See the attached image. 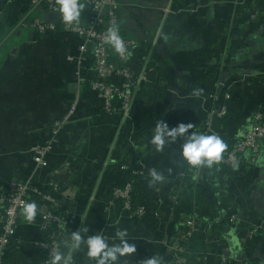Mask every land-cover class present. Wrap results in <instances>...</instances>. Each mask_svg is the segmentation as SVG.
Returning a JSON list of instances; mask_svg holds the SVG:
<instances>
[{
	"label": "crops",
	"instance_id": "crops-1",
	"mask_svg": "<svg viewBox=\"0 0 264 264\" xmlns=\"http://www.w3.org/2000/svg\"><path fill=\"white\" fill-rule=\"evenodd\" d=\"M119 1L122 36L149 51L153 68L127 118L103 114L88 86L94 63L91 54L82 57L80 36L59 28L40 33L30 15L56 25L59 17L44 8L34 13L30 0H0V183L33 178L42 190L59 185L61 209L87 229L82 236L100 233L112 245L127 232L136 252L120 264L152 257L161 264H264V141L257 162L244 155L237 168L189 166L181 157L187 134L160 150L151 143L158 121L169 130L191 124L190 133L218 135L225 152L243 139L264 111V0ZM82 4L78 21L87 23ZM76 99L48 166L36 171L31 147L49 137ZM223 106L225 120L208 132L207 112ZM131 174L147 210L135 220L110 198ZM186 219L199 231L181 244ZM46 239L37 224L21 223L5 264H46L36 246ZM73 259L95 264L85 244Z\"/></svg>",
	"mask_w": 264,
	"mask_h": 264
},
{
	"label": "built area",
	"instance_id": "built-area-1",
	"mask_svg": "<svg viewBox=\"0 0 264 264\" xmlns=\"http://www.w3.org/2000/svg\"><path fill=\"white\" fill-rule=\"evenodd\" d=\"M30 1L33 9L44 6L48 11L59 17L58 25L43 23L38 18L33 19L30 24L40 33L54 31L59 28L63 32L74 33L81 37L82 45L79 51L82 57L85 54H91L94 63L95 78L89 82L88 86L91 91L96 93L106 114H119L122 118L129 117L135 94L141 84L147 80L148 74L153 68L149 66L150 57L148 55L142 57L143 66L137 74L126 66L132 51L138 47V43L133 39L124 38L121 34L119 14L122 5L120 1L78 0V2L86 5L90 18L87 23L77 21L72 24L63 21L59 13L57 0ZM113 28L118 29L124 47L123 53L118 52L117 63L113 60L111 52L113 46L107 42L108 32ZM261 78L264 79V72ZM229 98L230 95L226 94L225 99L229 100ZM77 104L78 99L71 106L68 115L51 127L50 135L46 140L31 147L30 153L36 165V171L45 169L48 166V158L53 153L62 131L76 113ZM226 115V106L219 110L210 109L206 114L207 131H212L215 121L225 118ZM262 141H264V113L260 110L254 115L253 125L245 133L243 139L229 152L223 153L221 160L214 164L237 168L240 159L244 155L248 156L247 160L249 162L256 163L260 156ZM139 173V171L135 172L137 175ZM45 186L49 187L51 191L44 192L36 187L33 178L7 185L0 183V264H4L12 238L18 230L22 217H25V204L35 202L31 199L32 195H38L40 198L39 202H35L37 213L31 221L25 217V223L29 225L37 224L40 230L46 233V240L36 242V246L46 255V264H51V259L56 252L62 253L63 250H66L67 253L69 251L71 234L79 231L80 227H78L76 217L71 212L61 209L58 200L59 185L48 182ZM112 194V202L119 201L130 218L141 219L147 214L146 207L142 205L135 206L134 204L135 187L132 181L114 188ZM184 224L185 231L179 239L181 244L188 241L199 231V227L193 219H186ZM52 228H55L56 231L49 233ZM183 246L178 247V250L184 251L185 247ZM73 264H75L74 259Z\"/></svg>",
	"mask_w": 264,
	"mask_h": 264
},
{
	"label": "clouds",
	"instance_id": "clouds-1",
	"mask_svg": "<svg viewBox=\"0 0 264 264\" xmlns=\"http://www.w3.org/2000/svg\"><path fill=\"white\" fill-rule=\"evenodd\" d=\"M59 13L64 22L72 24L77 22L84 9V5L78 0H57ZM107 42L112 45L117 52L123 53V41L119 35L118 29L113 28L108 32ZM191 124H179L177 127L169 130L165 122L158 121L154 129L151 143L156 146L157 150L163 148L166 143L174 142L178 137L187 134V138L181 147L182 159L192 167L201 165L211 166L219 162L222 154L225 152L227 145L218 135H207L202 133L189 132ZM190 133V134H189ZM154 181H161L162 175L157 174L154 170L151 172ZM37 213L35 202L26 203L24 215L27 220L34 219ZM81 231L87 232V229H80L71 234V245L67 253L56 252L51 259V264H73L72 253L80 248L82 244L87 247V256L95 264H120L122 257L131 256L136 252V246L129 244L127 232L120 231L117 233L118 244L110 245L108 240L100 233L87 236L81 235ZM142 264H161L158 257L146 259Z\"/></svg>",
	"mask_w": 264,
	"mask_h": 264
},
{
	"label": "trees",
	"instance_id": "trees-1",
	"mask_svg": "<svg viewBox=\"0 0 264 264\" xmlns=\"http://www.w3.org/2000/svg\"><path fill=\"white\" fill-rule=\"evenodd\" d=\"M39 8H44V9H46L47 10V8L46 7H44V6H42V7H39ZM37 9V8H36ZM36 9H34V13H35V10ZM33 14V13H32ZM35 17L34 16H32V15H30V17L28 18V22H31L32 21V19H34ZM61 30V29H60ZM112 49H113V47L111 48V52H112ZM113 53V52H112ZM148 53H149V51L147 50V49H144V48H141V47H136L133 51H132V53H131V56H130V60L128 61V63L126 64V66L127 67H129L132 71H134L136 74L140 71V69L142 68V66H143V62H142V57H144V56H146V55H148ZM113 55V54H112ZM113 60L117 63V58H114V55H113ZM152 65V63L150 62L149 63V66H151ZM226 94H228V93H226ZM231 100V97L229 98V100H227V101H230ZM101 103V102H100ZM101 108H102V105H101ZM220 109V108H219ZM218 109V110H219ZM228 110V109H227ZM102 111H103V114H105L106 116H113V115H108V114H106V112L102 109ZM263 111V110H262ZM227 113H228V111H227ZM263 113H264V111H263ZM223 120H225V118H223V119H220V120H216L215 121V123L216 122H219V121H223ZM231 150V149H230ZM229 150V151H230ZM229 151H227V152H229ZM224 153H226V152H224ZM134 179V180H133ZM135 179H136V177L135 176H133L132 174L130 175V177H129V179L128 180H126L125 181V183L126 182H130V181H132L133 182V184H134V187H135V194H134V198H133V201H134V204H135V206H138V205H141V202H140V196H139V193H138V189H137V183H136V181H135ZM45 188H44V192H48V191H51V189L49 188V187H46V186H44ZM39 188V187H38ZM110 198L112 199L113 198V194H112V192H111V194H110ZM31 199L33 200V201H35V202H39V196L38 195H32L31 196ZM59 211V210H58ZM37 220H39V219H37ZM135 220V219H134ZM21 223H24L25 222V217H22V219H21V221H20ZM21 223H20V225H21ZM40 229V228H39ZM41 231V230H40ZM53 231H56V229L55 228H52V229H50V232L49 233H51V232H53ZM17 233V232H16ZM16 235V234H15ZM15 235H14V237H15ZM13 237V238H14ZM12 238V239H13ZM12 242V241H11ZM62 252H64V253H66V250H63ZM5 260H6V257H5ZM4 264H5V262H4Z\"/></svg>",
	"mask_w": 264,
	"mask_h": 264
}]
</instances>
